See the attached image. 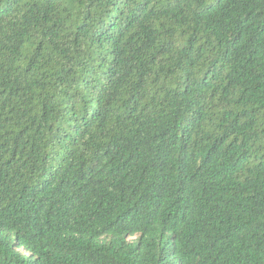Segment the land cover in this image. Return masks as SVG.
<instances>
[{"label": "trees", "instance_id": "trees-1", "mask_svg": "<svg viewBox=\"0 0 264 264\" xmlns=\"http://www.w3.org/2000/svg\"><path fill=\"white\" fill-rule=\"evenodd\" d=\"M0 264H264V0H0Z\"/></svg>", "mask_w": 264, "mask_h": 264}]
</instances>
